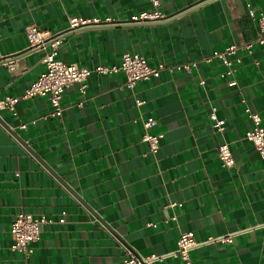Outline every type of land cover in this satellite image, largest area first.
Returning <instances> with one entry per match:
<instances>
[{
  "label": "crops",
  "instance_id": "obj_1",
  "mask_svg": "<svg viewBox=\"0 0 264 264\" xmlns=\"http://www.w3.org/2000/svg\"><path fill=\"white\" fill-rule=\"evenodd\" d=\"M158 1L0 0V59L14 60L12 68L0 61V98L22 95L53 49L31 48L29 25L60 34L66 63L113 67L137 52L166 65L134 88L121 71H93L85 93L80 84L66 89L58 117L45 97L0 109V264H123L125 247L155 256L152 264H181L183 232L197 241L193 264H264V158L246 139L254 122L245 111L260 113L264 127V46L238 50L232 75L206 60L257 39L264 0ZM143 11L164 17L127 22ZM73 16L113 23L65 31ZM150 116L149 131L162 134L157 153L142 140ZM223 142L232 167L218 156ZM24 211L53 220L31 256L11 249V225Z\"/></svg>",
  "mask_w": 264,
  "mask_h": 264
},
{
  "label": "built area",
  "instance_id": "obj_2",
  "mask_svg": "<svg viewBox=\"0 0 264 264\" xmlns=\"http://www.w3.org/2000/svg\"><path fill=\"white\" fill-rule=\"evenodd\" d=\"M154 5H158V0H152ZM250 14L254 15V10L250 9ZM164 17L158 11L149 12L143 11L137 15H134L127 20V22H146L159 20ZM258 23L260 26V34L257 39L252 42H248L239 46L237 44H230L223 50H214L212 55L206 58L207 61H211L214 58L221 60L225 65L226 70L223 74L232 75L234 72V62L232 56L237 55L240 49H250L255 45L264 46V12H261L258 16ZM103 23H113L110 18L101 20L100 18L86 19L79 16H73L69 20V24L65 31L84 28L91 25H98ZM27 35L29 37L31 48H35L41 45H45L48 42L53 46V49L45 54L43 57L44 68L40 72L39 76L24 90L20 96H5L0 98V109H9L12 112L16 111V106L21 99L33 98V97H45L49 100L52 111L51 116H60L63 110L62 98L67 88L73 84H80V89L83 93L86 92L87 81L93 71L100 74H107L108 72L121 71L126 76L124 86L126 88H134L142 80H150L158 78L161 75L166 65L161 63L159 65H152L148 62L147 58L137 52H126L123 54L121 64L119 66H104L98 65L94 68L86 66H79L76 63H66L57 57V46L61 40L59 33L56 34H44L40 31L36 25H29L26 28ZM236 60H239L238 58ZM0 61L5 65L12 68L13 58H1ZM182 66H176L180 69ZM185 67H189L185 65ZM175 68H171L172 70ZM230 86H236L237 80L231 78L228 81ZM245 102V99H243ZM143 103V101H138ZM246 113L250 116L254 122V127L246 134V139L252 142L260 156L264 158V127L261 124V115L258 112L252 111L249 107L245 109ZM213 126L222 131L225 129V121L220 119L216 113V108H213L210 115ZM156 124V119L152 116L143 121L144 133L142 140L149 143L150 151L157 153L160 149V140L162 134H154L149 131L151 127ZM22 127H26L25 124ZM218 156L224 167H232L235 164L231 146L228 142L220 143L217 147ZM176 204V203H174ZM53 220L48 218L45 214H33L30 212H20L13 221L10 229L11 233V249L15 252L22 253L25 256H31L35 252V244L40 241L43 226L47 223H51ZM197 245V241L193 232H183L178 239V250L174 255H181V264H193L189 255V250ZM126 258L123 264H152L155 260V256L141 259L134 251L125 247Z\"/></svg>",
  "mask_w": 264,
  "mask_h": 264
}]
</instances>
